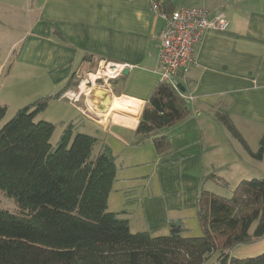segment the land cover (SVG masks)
Returning <instances> with one entry per match:
<instances>
[{"label":"crops","instance_id":"1","mask_svg":"<svg viewBox=\"0 0 264 264\" xmlns=\"http://www.w3.org/2000/svg\"><path fill=\"white\" fill-rule=\"evenodd\" d=\"M25 1L27 27L8 48L7 56L12 50L16 57L7 76L15 69L44 78L34 90L37 99L55 95L67 84L65 91L74 89L100 61L133 66L110 83L111 92L91 91L88 111L96 119L84 117L64 99L49 102L69 104L86 120L77 131L97 139L95 152L107 147L115 157L107 210L122 213L132 233L167 235L169 222L178 220L184 224V236H198L195 211L203 178L215 174L225 182L223 187L205 181V189L216 194L223 188L231 194L242 180L264 178V159H252L214 118L217 111L226 112L250 151H257L264 132V0L160 1L167 13L221 9L229 21L226 32H208L195 47V62L181 86L189 114L158 132L169 144L162 156L156 154L152 138L134 134L142 109L160 83L156 36L165 21L154 15L151 0ZM16 2L0 0L4 19L17 9ZM120 98L138 102L137 115L113 113L112 103ZM78 105L84 108L82 100ZM263 252L261 238L234 247L230 254L245 259Z\"/></svg>","mask_w":264,"mask_h":264},{"label":"trees","instance_id":"2","mask_svg":"<svg viewBox=\"0 0 264 264\" xmlns=\"http://www.w3.org/2000/svg\"><path fill=\"white\" fill-rule=\"evenodd\" d=\"M68 86L23 106L4 124L6 106L0 105V193L17 209L0 208V264H264V252L245 259L230 254L264 238V178L242 180L228 198L204 187L207 180L225 187L219 177L203 178L198 236H184L178 220L169 222L167 235L132 233L122 213L107 210L116 173L109 149L95 152L97 139L75 131L72 122L53 147L55 126L38 118ZM188 114L184 99L160 82L142 109L135 137L152 138L156 154L165 155L168 140L158 132ZM214 118L252 159H264V132L251 152L226 112Z\"/></svg>","mask_w":264,"mask_h":264},{"label":"built area","instance_id":"3","mask_svg":"<svg viewBox=\"0 0 264 264\" xmlns=\"http://www.w3.org/2000/svg\"><path fill=\"white\" fill-rule=\"evenodd\" d=\"M160 4V1L151 0L154 15L165 21V27L156 36V72L160 82L169 85L182 97L184 76L195 62V47L208 32H226L229 21L221 9L214 12L204 8L180 9L166 14L160 10ZM132 68L129 64L100 61L92 72L79 79L74 89L63 92L60 99L68 101L84 117L93 119L95 116L88 111L91 91L111 92L110 83ZM81 100L83 109L78 105Z\"/></svg>","mask_w":264,"mask_h":264},{"label":"rangeland","instance_id":"4","mask_svg":"<svg viewBox=\"0 0 264 264\" xmlns=\"http://www.w3.org/2000/svg\"><path fill=\"white\" fill-rule=\"evenodd\" d=\"M17 1V9L10 10V13H6L7 17L5 19L1 15V13L5 11L0 10V67H2L0 68V104L2 103V105L4 104L6 106V114L1 122L2 124L7 122L18 111V109L27 105L30 101L37 99L38 96L34 94V90L38 91L36 86L41 84L44 79L38 77L36 74L29 75L22 72L21 74L15 69L11 72L9 77L7 76L14 57H16L15 53L12 54V50L7 56L8 48L27 27L28 2L26 3L25 0ZM190 1L193 0H188V2ZM98 101L100 100H97V102ZM74 108L77 109L76 107ZM38 118H42L55 126L50 140L53 147L58 142L64 128L72 119H76L75 127H78V125L81 126L82 123L86 121L82 119L80 115H77V112L71 110L70 105L66 104L64 101H53L48 104L44 113ZM115 118L116 120H124L118 119V117H114V119ZM75 131L77 130L75 129ZM218 193H220L218 195H221L222 197H230V194L224 188L221 191L219 190ZM0 208L8 210L11 213H17L15 204L2 193H0ZM199 234L200 233H198V235Z\"/></svg>","mask_w":264,"mask_h":264},{"label":"bare ground","instance_id":"5","mask_svg":"<svg viewBox=\"0 0 264 264\" xmlns=\"http://www.w3.org/2000/svg\"><path fill=\"white\" fill-rule=\"evenodd\" d=\"M138 102L128 99V98H120L114 99L112 103V110H115L113 113H117L116 111L122 112V115L125 116H135L137 111ZM124 113V114H123ZM118 114V113H117Z\"/></svg>","mask_w":264,"mask_h":264},{"label":"water","instance_id":"6","mask_svg":"<svg viewBox=\"0 0 264 264\" xmlns=\"http://www.w3.org/2000/svg\"><path fill=\"white\" fill-rule=\"evenodd\" d=\"M125 72H126V71H125ZM125 72H124V73H125ZM182 91H183V89H181V92H182ZM117 113H118V114H121V112H117Z\"/></svg>","mask_w":264,"mask_h":264}]
</instances>
